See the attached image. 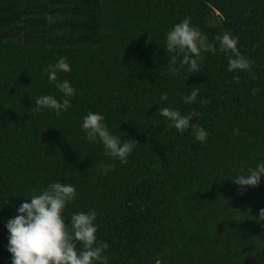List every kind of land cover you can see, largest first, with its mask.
I'll return each instance as SVG.
<instances>
[{"label": "trees", "instance_id": "16d2710c", "mask_svg": "<svg viewBox=\"0 0 264 264\" xmlns=\"http://www.w3.org/2000/svg\"><path fill=\"white\" fill-rule=\"evenodd\" d=\"M186 17L217 50L201 53V72L173 75L166 34ZM224 31L249 71H228L214 40ZM61 58L71 70L58 80L76 90L70 107L34 112L41 95L64 99L43 71ZM193 87L197 100L185 103ZM164 107L202 113L191 123L205 142L170 129ZM88 112L137 142L126 164L84 138ZM262 162L264 0H0V264L12 260L7 220L55 182L76 189L65 223L97 213L107 264H264V176L242 192L232 182ZM101 164L114 170L103 175Z\"/></svg>", "mask_w": 264, "mask_h": 264}, {"label": "clouds", "instance_id": "9594fccd", "mask_svg": "<svg viewBox=\"0 0 264 264\" xmlns=\"http://www.w3.org/2000/svg\"><path fill=\"white\" fill-rule=\"evenodd\" d=\"M214 40L219 43L222 53L230 54L228 59V71H249L252 62L245 58L238 50V37L224 31L222 35H216ZM166 49L172 53L168 61L169 70L173 75H179L181 69L187 68L189 73L201 72L202 52H216L215 43L209 42L207 35L198 27L191 25V18L186 17L176 24L166 34ZM182 56V58H181ZM70 65L66 58H61L57 63L48 65L43 71L48 75L50 83L63 94L64 99L58 100L52 95H41L35 101L34 112L43 108L53 110L57 116L70 107L68 97L75 94V89L68 81H59L58 72H69ZM239 84V76L235 78ZM259 89H253L255 95ZM199 93L198 87H193L190 95L182 97L188 104L196 102ZM179 95V93H177ZM160 99L166 101L167 93ZM201 104H208V99H202ZM160 116L169 121V128H175L178 132L192 129L195 139L205 142L209 133L198 124H192L193 117H200L202 113L196 111L189 115H182L178 110L164 107L159 109ZM104 116L99 113L88 112L83 118L82 130L84 137L90 142L99 140L102 143L105 154L117 158L121 164H126L127 157L138 146L137 142L128 139L121 141L119 137L111 134L103 122ZM239 134V129L233 130ZM103 175L114 170V165L101 164ZM264 176V162L257 167L249 169L247 175L236 177L234 184L240 186L241 192L245 187L255 188ZM76 198V189L72 184L61 182L51 183L40 194L33 195L29 202H23L17 209V215L9 218L6 223L8 231L7 251L11 254V264H107L108 257L104 255L109 245L98 242L94 225L97 213L89 210L87 213L78 212L71 214L70 224L63 218L64 209ZM258 223L264 221V208L259 210ZM81 247L78 249L77 244Z\"/></svg>", "mask_w": 264, "mask_h": 264}]
</instances>
